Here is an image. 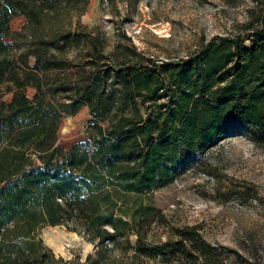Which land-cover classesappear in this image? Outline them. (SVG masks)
<instances>
[{
    "label": "trees",
    "instance_id": "obj_1",
    "mask_svg": "<svg viewBox=\"0 0 264 264\" xmlns=\"http://www.w3.org/2000/svg\"><path fill=\"white\" fill-rule=\"evenodd\" d=\"M89 2L0 0V264H80L57 260L37 239L44 225L95 242L91 264L115 248L165 263L224 264L197 226L149 242L155 209L140 199L204 165L232 132L264 143V33L250 44L216 36L188 58L156 63L131 45L113 56L65 22L40 32L45 21L63 11L80 15ZM17 15L32 35L23 47L7 40ZM83 106L91 121L107 124L66 149L62 118Z\"/></svg>",
    "mask_w": 264,
    "mask_h": 264
},
{
    "label": "rangeland",
    "instance_id": "obj_2",
    "mask_svg": "<svg viewBox=\"0 0 264 264\" xmlns=\"http://www.w3.org/2000/svg\"><path fill=\"white\" fill-rule=\"evenodd\" d=\"M62 22L78 32L89 31L113 56L131 45L156 63L171 62L190 57L216 36L244 38L250 44L251 38L264 33V0H90L82 14L63 11L39 30L45 33ZM28 25L25 15L10 19L7 40L13 47L30 40ZM75 54V49L68 52ZM34 92L33 87L26 90L28 96ZM97 124L107 122L91 121L88 106H83L64 115L59 140L68 149L96 134ZM141 198L155 209L153 221L146 225L149 242L175 238L176 227L197 226L222 252L224 264H264V143L246 133L232 132L208 150L204 165ZM37 239L57 260L91 264L88 255L96 250L95 242L64 225L40 227ZM135 253L133 248H115L99 264H182Z\"/></svg>",
    "mask_w": 264,
    "mask_h": 264
}]
</instances>
